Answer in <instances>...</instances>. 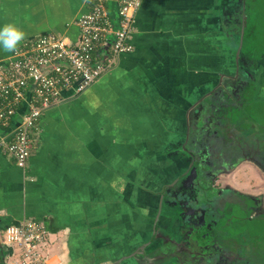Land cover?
<instances>
[{
  "label": "crops",
  "instance_id": "0c3cea01",
  "mask_svg": "<svg viewBox=\"0 0 264 264\" xmlns=\"http://www.w3.org/2000/svg\"><path fill=\"white\" fill-rule=\"evenodd\" d=\"M106 6L114 14L112 0ZM246 6L247 0L144 2L135 16L133 52L121 56L83 94L43 114L32 134L27 168H17L0 148V264L10 253L1 243L3 231L25 220L46 229L42 252L47 264H144L155 249L149 222L159 213L157 203H169L167 191L184 182L176 171L156 183L151 178L160 174L154 167L164 173L173 163L180 165L179 155L170 151L208 148L205 141L211 136L203 124L210 119V103L218 93L236 89L243 77L255 78L256 99L264 101V57L254 71L239 57L248 30ZM87 10V0H0V27L13 24L24 33L17 46L48 33L74 42L75 23ZM11 53L0 48V62ZM13 122L10 128L0 127V138L18 125L20 116ZM199 133L205 134L203 144L185 145L198 141ZM180 141L184 145L171 149ZM124 151L132 152L131 162L145 159L144 174L150 180L144 179L140 188L151 205L130 198L138 187L121 175ZM249 197L258 203L247 215L252 220L264 214V200ZM245 235L247 241L253 238ZM162 238L171 240V235ZM203 250L200 254L207 257ZM200 254H192L191 260L202 259ZM246 264H264V255L259 252L256 261Z\"/></svg>",
  "mask_w": 264,
  "mask_h": 264
},
{
  "label": "built area",
  "instance_id": "2783aa9c",
  "mask_svg": "<svg viewBox=\"0 0 264 264\" xmlns=\"http://www.w3.org/2000/svg\"><path fill=\"white\" fill-rule=\"evenodd\" d=\"M87 0L88 10L76 21V41L45 34L20 44L8 60L0 62V127H11L1 136L0 148L25 170L39 121L48 110L83 94L114 69L117 60L133 52L131 37L135 16L148 0ZM70 94V97H66ZM1 243L10 250L5 264H47L42 252L47 231L42 223L25 220L7 227Z\"/></svg>",
  "mask_w": 264,
  "mask_h": 264
},
{
  "label": "rangeland",
  "instance_id": "374dc122",
  "mask_svg": "<svg viewBox=\"0 0 264 264\" xmlns=\"http://www.w3.org/2000/svg\"><path fill=\"white\" fill-rule=\"evenodd\" d=\"M246 11L247 13L245 16L247 17L248 35L242 39L241 44L244 48L249 45L253 46V48L257 50L255 56L263 59L264 0H247ZM249 30L251 33H248ZM257 110V115H259L258 117L263 121L262 125H264V107L260 106ZM228 115L229 113L226 117L228 119L229 116L232 118L231 121L234 123L233 125H236L241 120V118L236 115L235 111L229 116ZM222 120L223 117H221V121ZM189 124L192 126L193 122L190 121ZM197 137L199 138L198 141L200 143H203V140L206 138L205 135L201 138L199 136ZM207 141H209V138H206L205 144H208L206 143ZM147 143L150 144L149 141ZM179 144L180 146L184 145L182 141L176 142V144H174L175 146L173 144L170 145L171 149L177 147ZM186 144L189 145V141H185V145ZM137 145H139V143H137ZM187 148L189 147L187 146ZM204 149L205 147L200 150L203 151ZM212 151L211 157L209 158L210 161H208L209 165H207L208 169L204 168L206 167L205 165L201 166V164H199V174L196 173L197 167L195 164L189 162L192 157L189 155L186 156V153L182 152L181 149L175 152L170 151V154L173 156L177 157V154L179 155L178 159L181 162L180 165L179 163H173L171 167L169 166L168 171L164 173L160 172V168L155 169L154 167V171L157 170L160 174V177H158L159 175L155 176L153 174L155 178L152 177L151 180L154 179V182L157 183L163 177L164 179L165 176L168 178L171 174L175 175L176 171H179L175 177L180 176V179L184 180L183 186L186 185L187 182H191V187H193V189H189L188 187L177 189V192L174 191L175 193L173 192L174 194L171 195L174 198V202L169 201L168 203L167 200H164L163 202L159 200L157 203L159 213L149 222L151 223L150 226L152 227L153 236H156L155 249L150 251L148 257L144 259V264L171 263L173 261H179L181 258L182 260L186 259V262H191L192 254H200V247H197L199 239L196 238V233L193 232L195 228L189 224L187 220L189 211L194 210V207L191 206V204L182 207L180 202H178H182V197L188 201L191 199L190 195L193 197L201 195L203 197L199 199L208 201L214 208L217 207L215 214H212L210 219L213 224H217L219 221L218 229L222 232V237L220 238L225 242L223 248L221 246V251H217L216 253H214L213 250L209 251L210 248L203 247V254L208 250L207 260L209 262L219 256L220 258L223 257L225 258L224 260L229 261L226 262V264H246L250 259L253 261L255 259L256 261L259 252H262L264 255V246L261 243V240L264 241V214L261 216L258 215L256 218H252V220H249V216H247L253 214V210L258 205L256 202L257 200L253 202L252 198L249 196H260L259 198L264 200V172L257 168V166L255 167L253 164L251 165L249 161L237 165H235V161L225 163L228 158L227 154L218 156L217 150L214 149ZM130 153L132 152L124 151L121 156V161H123L121 175L125 181H131L134 185H137L138 188L132 197L129 196L131 192L129 190H126L124 194L126 197H130L133 202L137 201L142 205H151L152 202L147 201V197L144 195V190L140 188L144 179L150 180V178L148 179V175L144 174L145 169L148 168L147 166L144 167L145 159H141L142 156H140L137 159V163H134L133 161L131 162L132 158L129 157ZM194 153L195 155L199 154V151L194 150ZM246 156L247 154L245 152L241 155L242 158ZM146 159L149 160L147 156ZM195 159L196 161L201 162L198 158ZM187 162H189V164H187ZM223 162L225 165L220 169L218 166ZM186 165L187 167L185 170L181 169ZM152 169L153 167H151L150 173H152ZM178 177L177 179H179ZM235 202L237 204H235ZM234 205L241 206L242 210L238 209V212L232 216V222L229 223V216L230 213L233 212ZM135 212L139 213V210L137 209ZM201 228L202 227H200V229ZM167 233L171 235V240L168 238H165V240L164 238L161 239V236H167ZM197 233L199 234V231H197ZM203 233L204 235H208L204 231ZM245 234L253 236V238L250 237L251 241H247V236ZM182 247H184L186 251H181L180 248ZM261 248L263 251L260 250ZM223 249L229 250V253L227 255L224 254ZM217 261L222 262L220 259H217Z\"/></svg>",
  "mask_w": 264,
  "mask_h": 264
},
{
  "label": "trees",
  "instance_id": "16d2710c",
  "mask_svg": "<svg viewBox=\"0 0 264 264\" xmlns=\"http://www.w3.org/2000/svg\"><path fill=\"white\" fill-rule=\"evenodd\" d=\"M248 33H251V31L249 30ZM247 35L246 31L243 39ZM255 53L257 54V50L253 46L249 45L244 48L241 44L239 51L240 61L250 71H254L261 61V58L256 57ZM242 79L244 81H240L236 89L218 93L214 97V102L210 103L208 111L210 119L206 124H203V127H205L206 131H209L208 135L211 137H208L209 141L206 142L208 143V148H205L200 154L207 151L204 153L205 158L210 161L211 151L215 149L218 156L227 154V160L229 159V162L235 161V165L251 161L264 169V125H262L263 121L257 115V109L260 106L264 107V101L256 99L257 81L255 78L243 77ZM234 111L241 118L236 125H233L232 118L229 116ZM228 113L229 119L226 117ZM221 117H223L222 121ZM243 152L247 156L242 158ZM189 153L192 156L194 155L192 151ZM224 164V162L221 163L222 167ZM235 204L237 203L235 202ZM238 209L242 210V207L234 205L233 212H229V223L232 222V216L238 212Z\"/></svg>",
  "mask_w": 264,
  "mask_h": 264
},
{
  "label": "flooded vegetation",
  "instance_id": "af4514ba",
  "mask_svg": "<svg viewBox=\"0 0 264 264\" xmlns=\"http://www.w3.org/2000/svg\"><path fill=\"white\" fill-rule=\"evenodd\" d=\"M203 135H205V134L199 133L200 138ZM195 141L200 143L197 140H193V141L191 140V141H189V145H192V142H195ZM201 148H204V147L201 145ZM185 151L189 153L190 149L187 148V150H185ZM201 152H202V150L199 152V154H196L194 156V158H192V161H191V163L195 164V166L197 167V170H196L197 174H199V168H200L199 164H201V166L202 165L204 166V163H205V166H206V167H204L205 169H208L207 165H209V162L205 158V154H204L205 151L203 152L204 155L200 154ZM195 157L198 158L201 162L196 161ZM202 158H203L204 162L202 161ZM226 162H229V159ZM187 164H189V162H187ZM218 167H222V165L220 164V166H218ZM220 169H222V168H220ZM183 184H184V182L178 188L169 189V191H167V195H169V198L171 199V201L174 200V198L171 195L175 193L174 191L177 192V189H181V188L184 189L186 187H188L189 189H193V187H191L192 186L191 182H187L186 185H184V186H183ZM190 197H191V199H189L188 201L185 200L184 197H182V202L181 201H178V202H180L182 207L186 206V205H190V204H191V206L194 207V210L189 211V216H188L187 220H188L189 224H191L195 228L193 230V232L196 233V238L199 239L197 242L198 243L197 246L200 247V249L202 247L210 248L209 251L213 250L214 253H216L217 251H221V246H223V244L225 242L222 238H220V237H222L221 236L222 232L218 229V227H219L218 223L213 224V222L210 219V217H212V214H215V210H217L216 209L217 207L214 208L213 205H211L208 201L199 199V198L203 197L201 195H198L197 197H193L190 195ZM188 207H185V208H188ZM199 223H200V225H199ZM200 227H202V228L200 229ZM197 231H199V234L197 233ZM203 231L206 232L208 235H204Z\"/></svg>",
  "mask_w": 264,
  "mask_h": 264
},
{
  "label": "clouds",
  "instance_id": "9594fccd",
  "mask_svg": "<svg viewBox=\"0 0 264 264\" xmlns=\"http://www.w3.org/2000/svg\"><path fill=\"white\" fill-rule=\"evenodd\" d=\"M23 35L24 33L13 24L0 27V48L7 52L15 50Z\"/></svg>",
  "mask_w": 264,
  "mask_h": 264
},
{
  "label": "water",
  "instance_id": "95a60500",
  "mask_svg": "<svg viewBox=\"0 0 264 264\" xmlns=\"http://www.w3.org/2000/svg\"><path fill=\"white\" fill-rule=\"evenodd\" d=\"M200 255H202V254H200ZM202 256H203L202 259H199V260H191V262H185V264H226V262H229V261L224 260L225 258H223V257L220 258L219 256L216 257V259H214V260H212V261L209 262L207 260V257H205L204 255H202ZM217 259L222 260V262L217 261ZM184 261H186V259H184ZM227 264H229V263H227Z\"/></svg>",
  "mask_w": 264,
  "mask_h": 264
}]
</instances>
